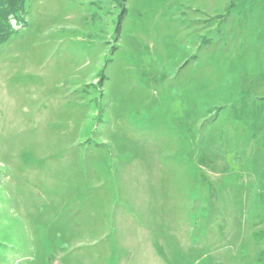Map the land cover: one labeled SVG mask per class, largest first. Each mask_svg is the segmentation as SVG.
<instances>
[{
  "label": "rangeland",
  "instance_id": "374dc122",
  "mask_svg": "<svg viewBox=\"0 0 264 264\" xmlns=\"http://www.w3.org/2000/svg\"><path fill=\"white\" fill-rule=\"evenodd\" d=\"M0 264H264V0H0Z\"/></svg>",
  "mask_w": 264,
  "mask_h": 264
}]
</instances>
